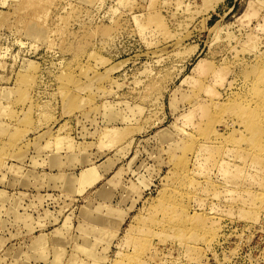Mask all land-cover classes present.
<instances>
[{"label": "rangeland", "instance_id": "obj_1", "mask_svg": "<svg viewBox=\"0 0 264 264\" xmlns=\"http://www.w3.org/2000/svg\"><path fill=\"white\" fill-rule=\"evenodd\" d=\"M0 264H264V0H0Z\"/></svg>", "mask_w": 264, "mask_h": 264}, {"label": "crops", "instance_id": "obj_2", "mask_svg": "<svg viewBox=\"0 0 264 264\" xmlns=\"http://www.w3.org/2000/svg\"><path fill=\"white\" fill-rule=\"evenodd\" d=\"M74 150H76L77 148H72ZM46 151V150H45ZM47 154V152H46ZM47 156L43 158L44 161L48 162V158ZM74 158V159H73ZM73 161V162H72ZM75 162L77 163V158L74 157V156H71L70 155V152L69 154L67 155H62L61 152H55L53 153L52 157L50 158V163H52V166L57 169V168H68L71 169L72 166L75 164ZM71 175V174H70ZM79 175V174H78ZM75 175L72 176V178H70L69 180V183H76L77 181L75 180L76 179V176L74 177ZM80 181L82 183H85V176H84V172L81 174L80 176Z\"/></svg>", "mask_w": 264, "mask_h": 264}, {"label": "bare ground", "instance_id": "obj_3", "mask_svg": "<svg viewBox=\"0 0 264 264\" xmlns=\"http://www.w3.org/2000/svg\"><path fill=\"white\" fill-rule=\"evenodd\" d=\"M207 10V9H206ZM229 83V82H228ZM221 163L223 164V161H221ZM220 163V164H221ZM223 166V165H222ZM222 166H221V168H222ZM225 166V165H224ZM226 168V167H225ZM225 168H223V170L225 169ZM226 169H228V168H226ZM225 172H226V170H224ZM230 171V170H229ZM232 172V171H231ZM230 173V172H229ZM231 178V177H230ZM230 180V179H229Z\"/></svg>", "mask_w": 264, "mask_h": 264}]
</instances>
